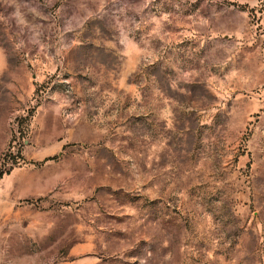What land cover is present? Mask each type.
<instances>
[{"label": "rangeland", "instance_id": "rangeland-1", "mask_svg": "<svg viewBox=\"0 0 264 264\" xmlns=\"http://www.w3.org/2000/svg\"><path fill=\"white\" fill-rule=\"evenodd\" d=\"M0 264H264V0H0Z\"/></svg>", "mask_w": 264, "mask_h": 264}]
</instances>
